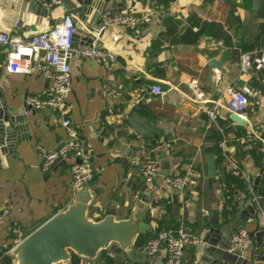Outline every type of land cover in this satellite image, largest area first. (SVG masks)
Segmentation results:
<instances>
[{"label":"crops","instance_id":"obj_1","mask_svg":"<svg viewBox=\"0 0 264 264\" xmlns=\"http://www.w3.org/2000/svg\"><path fill=\"white\" fill-rule=\"evenodd\" d=\"M117 1L119 11H141L146 6L144 0ZM111 2L105 9H112ZM164 6L139 38L126 27L112 28L121 38L108 45V50L116 54L110 66L90 58L73 60L72 90L65 106L93 157L95 176L89 186L98 196L91 204L90 216H100L112 208L118 218L124 219L137 211L155 231L142 235L146 242L160 225L172 230L189 226L206 239L211 220L218 217L224 223L253 196L254 179L264 160V138L254 135L264 121V66L256 69L253 63L246 67L242 64L245 52L264 55V0L258 5H254V0H174ZM40 8L32 0H0V32L31 36L66 13L63 10L54 16H43L38 13ZM83 28L86 29L85 24ZM87 37V33H81L76 44L87 45ZM212 40L223 41V46L213 47ZM94 41L101 46L107 44L101 39ZM212 59L222 62L221 70L209 65ZM4 60L2 51L0 101L14 108L26 107L28 124L25 138L18 134L14 151L6 153L9 158L0 170V208L10 209L0 225V264L5 256H10L13 264L10 249L15 234L10 227L30 234L71 204L77 190L72 185L71 159L59 160L44 171L37 150L38 145L54 150L66 140L60 112L30 108L26 103L32 95L46 97L51 82L35 72H8ZM193 81L204 93L201 100L196 97ZM155 85L161 86L164 94L151 92ZM105 86L117 96H108ZM228 86L250 91L243 115L246 125H238L230 118L225 93ZM217 102L219 118L209 126L204 108ZM134 111L150 123L154 137H141L134 132L127 120ZM217 143L223 145L217 147ZM216 148L221 151L215 157L219 175L210 177L207 160ZM254 148L257 153L262 151L261 160L252 154ZM149 157L160 161L159 176L152 183H147L142 173ZM164 161L170 163L167 176L160 173ZM177 174L190 175L186 190H178L167 182L168 176ZM236 177L244 178L249 190L237 189L235 205L225 212L224 186L235 183ZM259 188L264 190V178ZM246 228L252 232L255 221L249 219ZM146 242L139 245L143 247L141 264H167L166 248L162 246L150 255ZM196 248L186 247L183 264H196ZM239 256L249 264H264V249L254 239L252 246ZM98 257L100 262L80 258L79 264H113V257L106 250Z\"/></svg>","mask_w":264,"mask_h":264},{"label":"water","instance_id":"obj_2","mask_svg":"<svg viewBox=\"0 0 264 264\" xmlns=\"http://www.w3.org/2000/svg\"><path fill=\"white\" fill-rule=\"evenodd\" d=\"M32 1L41 6L38 13L43 16H54L63 10H66L64 14H71L77 26L75 40L81 33H87L90 43L95 39H101L107 43L103 47L109 49L108 45L121 38V35L116 34L112 28H100L101 13L111 0H65L58 9L43 7L42 0ZM259 3L260 0H254V5ZM119 5L117 0H112L111 7L114 11ZM29 11L34 10L30 8ZM61 19L62 16L53 19L48 28ZM84 24L86 29L83 28ZM221 63L212 59L209 65L221 70ZM240 85L244 86V83L241 82ZM248 87L251 89L250 85ZM230 118L238 125L247 124L246 118L239 114L232 113ZM127 120L137 135L146 138L155 136V130L139 111L132 112ZM27 129L26 107L14 108L0 101V170L9 158L6 153L14 151L18 134L25 138L24 132ZM216 145L219 147L220 143ZM217 153L216 148L208 156L210 177L219 175L215 160ZM161 167L160 173L169 175L170 163L164 161ZM262 178L264 160L254 179L253 196L246 200L244 207L233 217H226L224 223H220L218 217L210 221L212 226L205 239L209 244L195 246L198 254L196 264H249L246 258L228 250L234 233L242 227L246 228L249 219L256 223V228L250 231L254 243L264 249V190L259 188ZM97 194L88 184L79 187L71 204L57 212L11 249L13 264H70L74 255L87 260L98 259L100 262L101 258L98 256L104 250L113 257V264H141L140 254L143 247L139 246V241L143 234H154L153 227L140 218L137 211L124 219L118 218L112 208H107L100 216H90L91 204Z\"/></svg>","mask_w":264,"mask_h":264},{"label":"built area","instance_id":"obj_3","mask_svg":"<svg viewBox=\"0 0 264 264\" xmlns=\"http://www.w3.org/2000/svg\"><path fill=\"white\" fill-rule=\"evenodd\" d=\"M64 1L42 0V5L47 9H53L61 6ZM144 1L146 6L141 11L126 9L117 12L110 8L104 9L101 13L100 28L123 26L130 29L135 38H139L144 27L165 8L164 4H159L154 0ZM76 32L77 26L72 15L63 14L60 22L31 36H23L9 31L0 32V52L5 53L4 67L8 72L24 74L35 72L44 75L51 82L50 91L46 97L32 95L27 98L26 103L30 108H50L60 112L63 115L62 124L65 128L66 140L54 150H49L42 145H38L37 150L44 171H48L55 162L70 158L72 185L77 190L84 184H91L95 176V167L92 154L87 149L84 139L71 117L67 116L65 101L72 90V62L77 58H90L105 66H110L116 60V54L94 40L87 45H77ZM211 45L213 47L223 46V41L212 40ZM257 55V51L243 53V66L246 67L253 63L256 69L262 68L264 55ZM216 81L219 83L218 79ZM192 84L197 99L201 100L204 96L203 91L197 81H193ZM104 90L110 97L117 96V93L109 86H105ZM150 91L158 95L164 94L159 85L153 86ZM225 93L228 110L243 116L249 105V89L228 86ZM219 106L220 103L217 102L204 108L209 118V126L217 123ZM254 135L256 138H264V121L260 123L259 129ZM222 145L220 144V146ZM159 169V159L156 157L147 158L142 166L145 181L147 183L154 182L159 176ZM167 182L178 190H184L191 183V177L189 174L171 175L167 177ZM9 214V207L0 208V225ZM10 229L15 234L12 249L28 234L21 232L16 226L10 227ZM204 244H206L205 238L197 234L193 228L181 225L177 230L169 228L159 230L146 242L145 249L150 255H153L164 246L167 250V264H183L185 249L188 245L202 246ZM252 244L253 237L250 231L242 227L234 233L228 250L231 253L242 255Z\"/></svg>","mask_w":264,"mask_h":264},{"label":"trees","instance_id":"obj_4","mask_svg":"<svg viewBox=\"0 0 264 264\" xmlns=\"http://www.w3.org/2000/svg\"><path fill=\"white\" fill-rule=\"evenodd\" d=\"M154 1H156L159 4L168 5L169 3L173 2L174 0H154ZM154 145L156 146V144H154ZM154 145H151V146L154 147ZM220 152L221 151L218 150L217 154H219ZM252 152H253L252 154H254V156H255V158H257V160H261L262 151H259L257 153V149L254 148L252 150ZM237 189H238V191H248L249 190V185L244 178L236 177L235 183L231 184V183L227 182L225 184V186H224V199H223V210L225 212H227L230 207H233L235 205V202L237 200V197H236L237 196V194H236ZM260 190H262V189H260ZM164 228H166V227L160 225L158 227V231L161 229H164ZM145 242H146V239L141 238V240L139 241V245H144ZM79 263H80V258H78L77 256L74 255L72 258V264H79ZM2 264H12L11 257L5 256L2 259Z\"/></svg>","mask_w":264,"mask_h":264}]
</instances>
